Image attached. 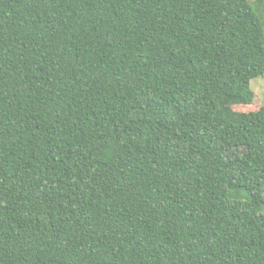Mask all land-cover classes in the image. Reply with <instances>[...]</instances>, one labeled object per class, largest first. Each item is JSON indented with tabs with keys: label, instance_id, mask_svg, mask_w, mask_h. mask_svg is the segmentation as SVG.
<instances>
[{
	"label": "trees",
	"instance_id": "16d2710c",
	"mask_svg": "<svg viewBox=\"0 0 264 264\" xmlns=\"http://www.w3.org/2000/svg\"><path fill=\"white\" fill-rule=\"evenodd\" d=\"M264 0H0V264H264Z\"/></svg>",
	"mask_w": 264,
	"mask_h": 264
},
{
	"label": "rangeland",
	"instance_id": "374dc122",
	"mask_svg": "<svg viewBox=\"0 0 264 264\" xmlns=\"http://www.w3.org/2000/svg\"><path fill=\"white\" fill-rule=\"evenodd\" d=\"M256 0H249L250 3ZM251 87L257 96V102L264 104V77H257L251 80ZM225 158L228 167L233 176L246 175L250 172L251 168L261 170L264 172V168L256 165L250 158L247 148H234L225 151Z\"/></svg>",
	"mask_w": 264,
	"mask_h": 264
}]
</instances>
